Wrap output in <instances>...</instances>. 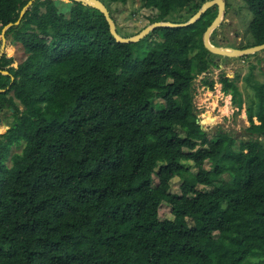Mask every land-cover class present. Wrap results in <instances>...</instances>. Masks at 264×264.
<instances>
[{
  "label": "trees",
  "instance_id": "16d2710c",
  "mask_svg": "<svg viewBox=\"0 0 264 264\" xmlns=\"http://www.w3.org/2000/svg\"><path fill=\"white\" fill-rule=\"evenodd\" d=\"M29 1L0 0V49ZM70 1L66 15L36 0L6 33L25 58H0V113L14 116L0 132V264H264V86L246 138L208 131L194 104L196 78L217 64L203 40L217 5L120 43L103 13ZM101 1L117 23L110 6L128 0ZM207 1L143 4L150 24L184 23ZM243 2L242 49L264 43V0ZM221 81L241 109L235 81Z\"/></svg>",
  "mask_w": 264,
  "mask_h": 264
},
{
  "label": "rangeland",
  "instance_id": "374dc122",
  "mask_svg": "<svg viewBox=\"0 0 264 264\" xmlns=\"http://www.w3.org/2000/svg\"><path fill=\"white\" fill-rule=\"evenodd\" d=\"M60 12L69 15L70 8L73 5L70 0H55ZM230 9L224 16L222 25L217 28L213 34L211 42L216 46L242 47L251 42L250 24L253 19L243 0H229ZM110 9L116 18L117 27L121 34L136 35L145 27L150 25V17L156 15V11L147 8L143 0H128L126 3L111 4ZM227 21V22H226ZM6 53L9 57H14L17 62L25 58L22 47L11 43V38L7 39ZM216 65L211 66L207 74L199 75L194 83L195 95L194 104L200 118V122L208 131H216L219 128L230 131L238 139L246 138V129L251 126L247 117V109L256 107L258 100V87L264 85V51L255 54H249L240 57L227 58L218 56ZM226 76L231 81H235L242 93L243 103L239 109L232 102V95L222 90L223 82L221 79ZM214 81L215 89H210L204 79ZM155 107L164 105L161 98L154 100ZM13 109L5 110L0 113V132L4 130L5 124L13 121ZM255 123L257 119L254 117ZM264 139V135L260 136ZM22 145L12 146L13 153L20 152ZM9 162V161H8ZM10 163V162H9ZM191 166L190 163H184ZM209 166V164H207ZM196 172L195 168H192ZM154 185L157 184V176L154 175ZM224 180L229 179L228 174H224ZM182 180L178 177L171 182V192L179 193ZM207 191L208 187H201ZM162 218H173L171 208L162 205L160 209Z\"/></svg>",
  "mask_w": 264,
  "mask_h": 264
},
{
  "label": "water",
  "instance_id": "95a60500",
  "mask_svg": "<svg viewBox=\"0 0 264 264\" xmlns=\"http://www.w3.org/2000/svg\"><path fill=\"white\" fill-rule=\"evenodd\" d=\"M35 1L36 0H30L27 3V5L23 8V10L21 11L19 19L15 23H9L2 29V33H1L2 44H1V49H0V58L2 57L6 49V44H7L6 33L8 29L12 27L13 25L20 24L22 18L24 17L26 12L30 9V7L34 4ZM72 1L80 2L85 6H90L92 8L99 10L101 13H103L109 24V29H110L111 34L114 36L116 41L120 43L139 42L140 40L144 39L149 33H151L153 30L157 28L184 27V26L191 25L195 23L205 11L217 5L219 8L218 15L213 21V23L208 27L207 31L204 34V38H203L205 47L211 53L218 55V56H225L227 58H232V57L245 56L249 54H255L257 52L264 51V43L261 45L242 49V48H236V47L216 46L211 42V38H213V31L222 24V22L224 21V16L226 15V6H225L224 0H209L205 2L201 6L200 10L194 16H192L187 22H184V23H173L170 21L155 22L145 27L140 33L133 35L131 37H125L118 32L117 23L113 19L107 5L104 4V2H102L101 0H72ZM0 72H2V70H0ZM3 73H6V72L3 71Z\"/></svg>",
  "mask_w": 264,
  "mask_h": 264
},
{
  "label": "flooded vegetation",
  "instance_id": "af4514ba",
  "mask_svg": "<svg viewBox=\"0 0 264 264\" xmlns=\"http://www.w3.org/2000/svg\"><path fill=\"white\" fill-rule=\"evenodd\" d=\"M224 2H225V6H226V13L229 11V9H230V2H229V0H224ZM217 8H218V6H216ZM218 11H219V8H218ZM236 48H239L238 46L236 47ZM262 86V85H261ZM264 86V85H263ZM239 88V87H238ZM257 119V118H256ZM257 123H259V121H258V119H257V121H256ZM246 133H250V132H247L246 131Z\"/></svg>",
  "mask_w": 264,
  "mask_h": 264
}]
</instances>
